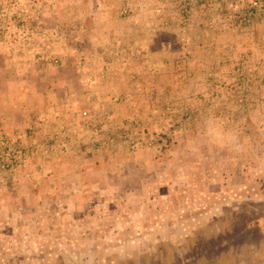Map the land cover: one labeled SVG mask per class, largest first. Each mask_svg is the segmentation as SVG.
I'll return each instance as SVG.
<instances>
[{
  "label": "rangeland",
  "instance_id": "rangeland-1",
  "mask_svg": "<svg viewBox=\"0 0 264 264\" xmlns=\"http://www.w3.org/2000/svg\"><path fill=\"white\" fill-rule=\"evenodd\" d=\"M0 264H264V0H0Z\"/></svg>",
  "mask_w": 264,
  "mask_h": 264
}]
</instances>
